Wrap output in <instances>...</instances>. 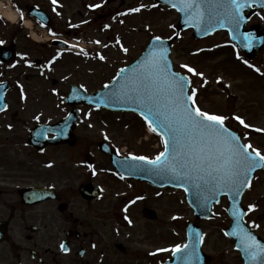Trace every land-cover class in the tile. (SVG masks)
Masks as SVG:
<instances>
[{
	"label": "rangeland",
	"instance_id": "374dc122",
	"mask_svg": "<svg viewBox=\"0 0 264 264\" xmlns=\"http://www.w3.org/2000/svg\"><path fill=\"white\" fill-rule=\"evenodd\" d=\"M97 1L89 0L90 4ZM83 2L76 1L74 9ZM117 2L106 5L100 11L101 15L93 13L88 17L92 22L82 32L89 39L93 51L91 57L83 60L73 55L65 56L56 62L54 70L46 72L44 76L32 73L26 75L22 69L20 72V69L9 72V78L14 82L7 96L10 109L0 115V141L5 142L1 148L6 149L3 153L5 165L8 169L24 170L28 176L26 183H51L56 187L74 190L91 179L103 185L106 193L101 201L104 207L111 211L116 207L119 214L123 215L124 223H129L126 228L121 227L118 221L117 224H110L123 232L121 238L118 236L112 241H122L130 252H141L138 249H143L149 254L150 251H160V248L174 249L177 245L181 246L185 241L186 225L192 221L204 231L203 249L212 256L208 264H244L234 242L224 234L225 228L231 223L226 198L214 207L212 218L197 220L187 204L184 192L171 188L158 189L146 183L122 181L115 177L109 158L97 147L98 142L107 141L124 155L152 156L161 150L159 139L147 132L145 124L136 114L86 106L76 130L78 141L74 147L51 146L45 154H38L25 143L26 132L36 118L54 122L67 115L69 108L59 104L60 95L68 90L70 83L80 82L89 91L95 92L111 81L121 66L137 58L152 37L171 38L177 34L179 14L174 9L159 5L154 0H125V5L113 13ZM134 4L139 9L140 6L144 8L132 16L116 15L121 9ZM80 21L78 16H73V25ZM2 22L0 39L4 38L7 26ZM102 24L107 27L101 28ZM8 25L13 23L9 21ZM179 34L180 38L175 41L173 48V59L177 70L193 78L192 88L198 90V106L210 114L227 116L228 125L238 130L247 144H252L264 154V131H256L264 129V50L254 61H248L239 49L230 45L226 32L201 40L193 38L191 30ZM118 42L123 43L128 51L121 52ZM97 51L104 55L105 61L98 59ZM43 52L51 55L56 50L44 48ZM239 55L240 59L237 58ZM185 64L204 75L201 77L189 73L182 67ZM54 89L58 90V96L52 94L51 90ZM19 95H23L26 102L22 104ZM237 116L250 127L241 125L235 119ZM11 120L15 127L14 133L5 126ZM17 133L21 135L22 141L19 143L22 145L11 141L12 138L16 139L14 136ZM0 162L3 163L2 160ZM0 184L4 183L0 181ZM73 200L77 204L80 202L76 198ZM244 204H255L248 221L264 236V171L257 174ZM142 206L155 209L157 218L147 219L141 212ZM53 207L54 204H49L42 210L51 212ZM156 259L155 255L154 261Z\"/></svg>",
	"mask_w": 264,
	"mask_h": 264
},
{
	"label": "flooded vegetation",
	"instance_id": "af4514ba",
	"mask_svg": "<svg viewBox=\"0 0 264 264\" xmlns=\"http://www.w3.org/2000/svg\"><path fill=\"white\" fill-rule=\"evenodd\" d=\"M15 1L22 14L20 22L25 17H30L29 11L33 7L45 14L41 15V20L31 17V25L28 27L20 24L7 27L5 40L0 46L15 44L17 60L13 64L0 63V80L7 78L5 76L9 72L13 73L17 69H20L18 72L21 69L26 70V75L40 74L46 70V61L61 57L54 55L56 52L51 55L44 53V48H56L58 53L60 48L67 49V54L71 56L70 51L74 48L84 47L89 43L88 37L82 32L89 26L86 20V15L89 14V0H84L76 9L74 6L78 0H57L55 4L52 0ZM124 5L113 8V13ZM103 9L105 8L95 10L94 15L101 14ZM75 15L81 19V24L73 25ZM263 16L264 11H257L247 28L262 24ZM76 55L85 57L87 53ZM14 128L12 126L11 133H14ZM14 137L16 139L12 138L11 141L16 143L13 144L20 145L21 135L17 133ZM2 151L0 148V156L4 157ZM0 171H3L0 180L4 183L0 184V231H4V239L0 241V264H154V256L147 254L143 249H138L141 252H130L122 246V241H112L118 236L121 238L123 232L117 231L118 227L114 228L110 224H117L118 221L121 227L126 228L129 223H124L123 215L119 214L116 207L112 211L104 207L101 199L106 192L103 188L100 197L87 200L80 189H54V185H38L47 186L53 191L46 200L27 204L21 196L26 187L22 183L28 179L24 170L7 169V166L0 162ZM74 198L80 202L77 204ZM49 204H54L51 212L39 210V207L47 208ZM62 244L66 245L65 250L61 248ZM130 256L131 258H128ZM156 258L158 263L164 261L163 255Z\"/></svg>",
	"mask_w": 264,
	"mask_h": 264
},
{
	"label": "snow or ice",
	"instance_id": "6c2138e0",
	"mask_svg": "<svg viewBox=\"0 0 264 264\" xmlns=\"http://www.w3.org/2000/svg\"><path fill=\"white\" fill-rule=\"evenodd\" d=\"M52 2L55 4L57 0ZM179 3L186 16L205 21L207 14L205 22L217 20L221 25L228 23L237 28L242 19L241 10L247 6V0H179ZM155 40L162 43L159 36ZM123 50L128 51L127 48ZM166 55V49L159 53L150 51L121 85V89H127V92L116 91L107 96L113 100L126 95L136 101L151 130L162 138L164 150L155 158L133 155L131 159L151 165L154 174L169 175L178 185L195 183L212 198L225 189L239 194L243 187L251 186L250 173L257 167L264 168V154L252 144L240 142V137L225 126L227 116L201 110L196 99L198 90L191 88L190 93L187 91L191 79L172 71ZM100 59L104 57L100 56ZM182 67L193 75H204L187 64ZM125 71L121 69V73ZM235 119L245 128L250 127L241 117ZM254 207L249 205V208ZM238 214V209L234 208L233 215ZM237 228L239 231L234 234L241 237V244L253 260L264 254V244L240 228L239 220ZM61 248L64 249L65 245L62 244ZM187 248L189 245L185 244L160 251L180 252Z\"/></svg>",
	"mask_w": 264,
	"mask_h": 264
},
{
	"label": "water",
	"instance_id": "95a60500",
	"mask_svg": "<svg viewBox=\"0 0 264 264\" xmlns=\"http://www.w3.org/2000/svg\"><path fill=\"white\" fill-rule=\"evenodd\" d=\"M166 3H169V0H162ZM261 5H264V0L261 1ZM217 20H215L216 22ZM203 30L206 29V27H202ZM241 34V32L239 31ZM264 35V33H263ZM258 41L257 46L251 45L253 41ZM237 42L241 45H243V50L247 53L248 56L253 57L255 53L259 50H261L264 47V36H262L261 40L254 38L249 39L246 36L240 35V38L237 39ZM170 44V42H168ZM166 43L167 47H169V44ZM155 46H161L160 44H155ZM147 55V52L144 54V56L131 68L125 69L126 71L124 73H121L119 77L115 80L114 83L109 85V87L105 91H101L97 94H86L84 92L77 93L80 100L86 103L94 104L97 106H104L108 107L114 110H134L141 114L139 108L137 107V102L133 99L129 98L126 95H122L120 99H113L109 100L107 98L108 94L116 91H121L122 93L127 92V89H121V85L125 84L128 77L132 75V70L136 68L138 63L145 58ZM168 55V53H167ZM168 60V58H167ZM169 66L171 68V64L169 63ZM172 70V69H171ZM71 95L75 93V88L72 89ZM76 94V93H75ZM74 104L77 102H73ZM4 106L3 102V95L0 94V107ZM77 118V112L72 113L64 122L62 121L61 124H57L54 126L44 125V126H38L36 128L37 133L40 132L38 141L32 140V144L37 146L39 149H42L49 143H58V142H70L73 143L75 139V135L73 134V129L75 127V121ZM64 123L66 125L64 127H61ZM60 128L59 131H57ZM68 131V133H67ZM48 132H54L59 134V138L56 140H47L46 135ZM35 130L33 131L34 137ZM36 133V134H37ZM67 133V136H66ZM35 134V135H36ZM236 135V134H235ZM31 138V139H32ZM117 164L120 167V169L127 174L135 175L139 179L148 180L152 182L153 184H159V185H173L178 187H183L186 189L188 193V199L190 203L194 206L196 209V216L198 218H209L211 215V206L213 202H220V197L223 194H228L231 200V207L229 209V213L233 218V225L231 228L226 230V233L230 236L235 237L238 243V247L243 251V256L246 260V264H264V254H261L257 257L256 260H253L249 254L245 251L243 245L241 244V237L234 234L235 232L239 231V228H237V221L239 220L240 228H242L247 233L251 234L252 236L256 237L249 229H247V225L244 221L245 211L243 207L241 206V201L243 194L248 186L243 187L240 190L239 194H236L235 192H229L227 189H225L223 192H220L215 196V198H212L209 193L204 190L202 187H197L195 183H184L182 186L178 185L177 181L175 179H172L169 175H156L153 171H151V165L147 164H137V166H141L139 168V171H134V166H128V164H123L122 162H128L125 160H119L117 159ZM257 167L253 172L250 173V180L253 178L254 172L258 169ZM261 168V167H260ZM33 190H42V189H33ZM238 209V215H233V210ZM189 231V248L184 249L180 252H176L175 256H178L180 254V259L182 264H205L209 261V256L205 255L201 251V233L200 229L196 225H191V227L188 228ZM257 238V237H256ZM259 240V238H257ZM257 241V240H256ZM258 242V241H257ZM193 249L195 251H193ZM175 264V263H173Z\"/></svg>",
	"mask_w": 264,
	"mask_h": 264
},
{
	"label": "bare ground",
	"instance_id": "6f19581e",
	"mask_svg": "<svg viewBox=\"0 0 264 264\" xmlns=\"http://www.w3.org/2000/svg\"><path fill=\"white\" fill-rule=\"evenodd\" d=\"M0 12L10 21L15 22L17 19L16 13L11 8H5L2 3H0ZM26 24L30 26V22L27 21Z\"/></svg>",
	"mask_w": 264,
	"mask_h": 264
}]
</instances>
